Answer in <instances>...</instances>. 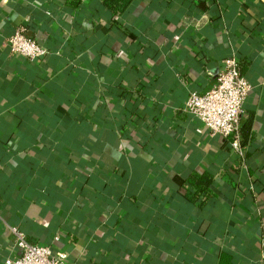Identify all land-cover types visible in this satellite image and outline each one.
<instances>
[{"label": "crops", "instance_id": "crops-1", "mask_svg": "<svg viewBox=\"0 0 264 264\" xmlns=\"http://www.w3.org/2000/svg\"><path fill=\"white\" fill-rule=\"evenodd\" d=\"M229 57L243 159L183 111ZM10 227L67 264H264V0H0V264Z\"/></svg>", "mask_w": 264, "mask_h": 264}, {"label": "built area", "instance_id": "built-area-1", "mask_svg": "<svg viewBox=\"0 0 264 264\" xmlns=\"http://www.w3.org/2000/svg\"><path fill=\"white\" fill-rule=\"evenodd\" d=\"M7 45L14 55L25 61L38 62L45 59L50 51L29 37L25 29L18 30L7 39ZM253 87L242 74L236 57L223 61V68L217 76V83L207 93H190L183 111L194 117L212 136L229 141L230 147L241 159L244 158L242 146L241 119L244 104ZM14 236L12 256L5 264H67L68 255L56 252L50 246L31 242L17 227H10Z\"/></svg>", "mask_w": 264, "mask_h": 264}, {"label": "trees", "instance_id": "trees-1", "mask_svg": "<svg viewBox=\"0 0 264 264\" xmlns=\"http://www.w3.org/2000/svg\"><path fill=\"white\" fill-rule=\"evenodd\" d=\"M76 1V0H75ZM134 2V0H104V5L114 13L121 15L129 8V6ZM76 3V2H75ZM242 134V130H241ZM243 135V134H242ZM242 142H243V136H242ZM190 182L196 186L201 192V190L206 191L209 185L212 183V180L209 178V176H202V177H193L190 179ZM201 189V190H200ZM100 264V263H98Z\"/></svg>", "mask_w": 264, "mask_h": 264}]
</instances>
